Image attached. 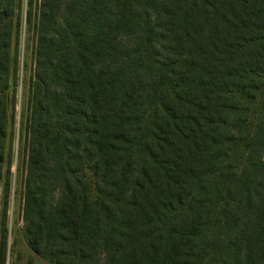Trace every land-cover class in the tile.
I'll use <instances>...</instances> for the list:
<instances>
[{
  "label": "trees",
  "instance_id": "obj_1",
  "mask_svg": "<svg viewBox=\"0 0 264 264\" xmlns=\"http://www.w3.org/2000/svg\"><path fill=\"white\" fill-rule=\"evenodd\" d=\"M14 11L0 0V178ZM34 18L22 217L35 258L264 264V0H38ZM245 102L260 119L237 171Z\"/></svg>",
  "mask_w": 264,
  "mask_h": 264
},
{
  "label": "rangeland",
  "instance_id": "obj_2",
  "mask_svg": "<svg viewBox=\"0 0 264 264\" xmlns=\"http://www.w3.org/2000/svg\"><path fill=\"white\" fill-rule=\"evenodd\" d=\"M14 3L15 11L12 20L14 39L10 48L9 88L6 93L7 133L4 139L2 177L0 178V224L5 212L9 264H25L29 259L34 260L36 264H48L45 260L35 258L27 249L22 217L26 157L23 149V134H25L26 119L30 112L31 89H33L32 75L36 60L33 22L38 0H14ZM29 14H31L30 20ZM245 106L247 109L241 117L247 121L246 129L240 132L239 139L233 144L228 159L237 171L244 167L245 143L249 138L248 135L253 134L254 127L260 119L255 102L249 104L247 102ZM84 177L90 183L95 180L88 169L84 170Z\"/></svg>",
  "mask_w": 264,
  "mask_h": 264
}]
</instances>
